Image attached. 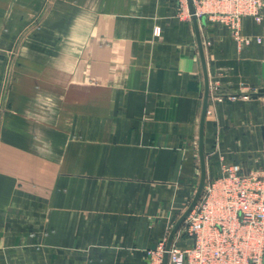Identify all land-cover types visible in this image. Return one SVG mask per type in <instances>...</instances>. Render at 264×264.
I'll use <instances>...</instances> for the list:
<instances>
[{
  "label": "crops",
  "instance_id": "1",
  "mask_svg": "<svg viewBox=\"0 0 264 264\" xmlns=\"http://www.w3.org/2000/svg\"><path fill=\"white\" fill-rule=\"evenodd\" d=\"M175 2L0 0V264H146L168 238L199 182L205 89ZM262 16L241 21L248 46L197 20L205 182L262 166Z\"/></svg>",
  "mask_w": 264,
  "mask_h": 264
},
{
  "label": "built area",
  "instance_id": "2",
  "mask_svg": "<svg viewBox=\"0 0 264 264\" xmlns=\"http://www.w3.org/2000/svg\"><path fill=\"white\" fill-rule=\"evenodd\" d=\"M176 6L180 20L218 23L237 44L248 46L251 40L241 35V21L259 23L264 0H177ZM159 33L154 30L155 36ZM177 237L190 243L178 246L173 240L166 251L164 240L146 252L147 264H163L165 254L168 264H264V154L257 170L225 165L220 176L205 182Z\"/></svg>",
  "mask_w": 264,
  "mask_h": 264
},
{
  "label": "water",
  "instance_id": "3",
  "mask_svg": "<svg viewBox=\"0 0 264 264\" xmlns=\"http://www.w3.org/2000/svg\"><path fill=\"white\" fill-rule=\"evenodd\" d=\"M191 12H192V9H191ZM192 22H193V26H194V30H195L197 47H198V51H199V57L201 60L203 75H204V81H205V89H204L202 110H201V114H200L199 130H198V161H199V170H200L199 182H198L196 192H195L189 206L187 207L185 212L180 216V218L177 220V222L175 223V225L173 226L172 230L170 231V233L168 235V238L166 241V247H165L166 251L169 250L175 234L177 233V231L179 230V228L181 227V225L183 224V222L185 221V219L187 218L189 213L193 210L194 206L196 205V203H197V201L201 195V192H202L203 186L205 184V180H206L205 159H204V153H203V129H204V121H205V116H206V111H207V101H208L209 89H208V83H207V76H206V69H205V63H204V57H203V50H202L201 40H200L198 27H197V20L193 17ZM261 76H262V81H263V88L259 89L255 94H252V98H254V99L264 97V62L262 64ZM261 135H262V141L264 144V126H262V128H261ZM163 264H168L167 254H165V256H164Z\"/></svg>",
  "mask_w": 264,
  "mask_h": 264
},
{
  "label": "rangeland",
  "instance_id": "4",
  "mask_svg": "<svg viewBox=\"0 0 264 264\" xmlns=\"http://www.w3.org/2000/svg\"><path fill=\"white\" fill-rule=\"evenodd\" d=\"M175 5H177V0H176V2H175ZM176 7H177V6H176ZM181 226H182V225H181ZM180 228H181V227H180ZM180 228H179V230H180ZM179 230H178V231H179ZM178 231H177V232H178ZM182 232H184V231H181V233H182ZM176 234H177V233H176ZM176 234H175V235H176ZM174 237H175V236H174ZM164 240H165V242H166V241H167V238H166V239H163L162 241H159L158 243H160V242H164ZM158 243H157V244H158ZM148 250H149V249H148ZM148 250H146V252H147ZM146 252H145V254H146ZM145 257H146V256H145ZM146 264H147V259H146Z\"/></svg>",
  "mask_w": 264,
  "mask_h": 264
}]
</instances>
